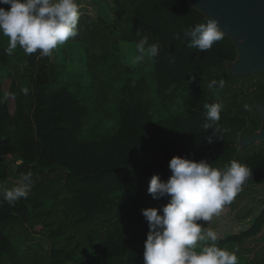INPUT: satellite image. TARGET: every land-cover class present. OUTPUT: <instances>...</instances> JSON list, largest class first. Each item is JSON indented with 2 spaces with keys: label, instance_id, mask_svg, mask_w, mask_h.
Here are the masks:
<instances>
[{
  "label": "trees",
  "instance_id": "1",
  "mask_svg": "<svg viewBox=\"0 0 264 264\" xmlns=\"http://www.w3.org/2000/svg\"><path fill=\"white\" fill-rule=\"evenodd\" d=\"M92 3L96 15L79 18L69 54L60 45L57 60L19 47L9 56L0 33V76L10 81L8 92L0 81V184L12 187L28 172L34 181L26 199L0 197V264H145L141 210L167 203L147 188L153 175L168 179L173 156L221 170L236 160L252 170L242 190L264 184V149L239 148L261 128L254 104L264 105V73L235 76L228 63L238 51L225 35L207 52L189 47L182 30L205 16L187 0ZM142 36L160 44L159 55L131 64ZM213 79L224 86L208 88ZM213 103L222 105L212 125L222 139L208 144L213 130L202 124ZM263 227L264 208L249 229L216 244H242Z\"/></svg>",
  "mask_w": 264,
  "mask_h": 264
},
{
  "label": "clouds",
  "instance_id": "2",
  "mask_svg": "<svg viewBox=\"0 0 264 264\" xmlns=\"http://www.w3.org/2000/svg\"><path fill=\"white\" fill-rule=\"evenodd\" d=\"M0 5L10 6L0 7V33L8 37L5 52L9 56L19 47L26 55L39 50L41 57H49L58 46L77 35L80 18L77 0H0ZM182 31L184 37L192 38L189 47L201 53L210 50L224 36L218 21L211 18ZM175 38L179 39L180 34L176 33ZM159 49L158 42L149 43V37L142 36L136 44L138 54L133 63L142 62L145 57H157ZM170 60L175 62L174 57ZM217 84L223 87L224 81L213 79L208 88ZM205 108L207 122L202 124V129L213 130L206 138V143L211 144L213 137L222 139L212 126L221 118L222 105L207 104ZM168 167L171 171L168 179L153 175L147 188L153 199L166 198L167 203L159 209L141 210L149 229L144 241L145 264H238L235 251L219 247L217 233L198 222H210L218 217L252 177V170L236 160L221 170L205 159L195 161L181 156H173ZM33 186L32 173H21L16 185L0 184V197L15 204L26 199ZM198 244L203 245L199 250Z\"/></svg>",
  "mask_w": 264,
  "mask_h": 264
},
{
  "label": "water",
  "instance_id": "3",
  "mask_svg": "<svg viewBox=\"0 0 264 264\" xmlns=\"http://www.w3.org/2000/svg\"><path fill=\"white\" fill-rule=\"evenodd\" d=\"M205 19H216L237 48L236 61L228 68L237 77L264 73V0H187ZM254 107L261 119L259 131L240 141L241 149L264 142V105Z\"/></svg>",
  "mask_w": 264,
  "mask_h": 264
},
{
  "label": "rangeland",
  "instance_id": "4",
  "mask_svg": "<svg viewBox=\"0 0 264 264\" xmlns=\"http://www.w3.org/2000/svg\"><path fill=\"white\" fill-rule=\"evenodd\" d=\"M79 6L80 17L86 14L95 16L96 12L92 3V0H77ZM110 18L115 19L116 13L112 8L105 2L103 4ZM2 7V5H0ZM70 40V39H69ZM68 40V41H69ZM67 54H69L70 49L67 44L63 45ZM131 45L124 44L122 47L124 49L130 48ZM135 46V45H133ZM62 48L55 49L52 54V58L57 60L61 56ZM129 52V50H128ZM136 54L132 55L128 62L133 63ZM67 61H71L70 57H67ZM146 67V66H145ZM148 70V67H146ZM0 81L3 84L5 92H8L10 81L8 79H3L0 76ZM11 113L15 112V101L9 96ZM176 110L170 114H176ZM156 118L161 119L168 117L169 114L162 113L160 111L155 112ZM253 146V145H252ZM249 146L250 151H259L264 149V142L255 144L253 147ZM241 149V146H239ZM3 162L13 163V159H3ZM8 187H11L9 185ZM264 208V184L249 186L244 188L240 193L237 194L233 201L231 207H225L222 213L218 217H213L210 222L199 221L203 227H207L217 233L218 238H225L229 235L239 234L242 231L249 229L256 217H258ZM202 244H198V248L202 247ZM225 250L229 252L235 251L238 257V264H264V227L262 231L251 239L244 241L242 244L234 243L229 245Z\"/></svg>",
  "mask_w": 264,
  "mask_h": 264
},
{
  "label": "bare ground",
  "instance_id": "5",
  "mask_svg": "<svg viewBox=\"0 0 264 264\" xmlns=\"http://www.w3.org/2000/svg\"><path fill=\"white\" fill-rule=\"evenodd\" d=\"M256 110V109H255Z\"/></svg>",
  "mask_w": 264,
  "mask_h": 264
}]
</instances>
